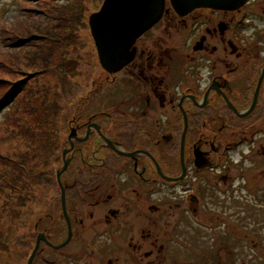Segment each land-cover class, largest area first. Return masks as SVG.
I'll return each instance as SVG.
<instances>
[{
  "label": "flooded vegetation",
  "instance_id": "1",
  "mask_svg": "<svg viewBox=\"0 0 264 264\" xmlns=\"http://www.w3.org/2000/svg\"><path fill=\"white\" fill-rule=\"evenodd\" d=\"M131 50L119 71L95 68L61 114L67 214L58 184L61 228L56 235L50 223L48 241L62 244L69 224L72 237L48 244V264L174 261L186 221L227 227L225 199L258 188L251 155L264 160V0L186 15L165 0ZM58 252L69 258L58 262Z\"/></svg>",
  "mask_w": 264,
  "mask_h": 264
},
{
  "label": "rangeland",
  "instance_id": "2",
  "mask_svg": "<svg viewBox=\"0 0 264 264\" xmlns=\"http://www.w3.org/2000/svg\"><path fill=\"white\" fill-rule=\"evenodd\" d=\"M19 2L20 0H0V78L8 82L7 88L18 83L24 87L14 108L17 115L10 122L13 126L10 127L8 123V130L3 121L6 112L4 115L0 114V152L11 156L10 154L17 149L25 152L26 149L32 148V153L35 149H41L43 153L32 163V170L24 174L23 182H29L32 186L37 185L41 177L43 179L44 173H48V166L54 169L60 160L57 157L61 151L60 95L67 97L69 93L70 99L73 100L79 92V83L88 87L86 81L91 82L94 78L93 73L97 74V71H92L93 68H91L96 66L97 54L94 52L95 47L90 36L88 20L90 14L101 9L104 0L25 1V8H30L26 12H23V5ZM26 36L30 39L27 46L10 47L12 38ZM70 36L73 39L72 45L66 41ZM73 49L77 51L75 55L78 60L75 65H80L82 77L74 78L73 84V76H70L71 85L65 87L62 83L63 78L57 75V68L60 66L61 59L67 61L72 58L63 52L73 51ZM86 91L87 89L84 88L83 92L86 93ZM86 102L84 106L88 105ZM76 104L77 101H74L73 107ZM50 106L52 109L48 113ZM10 116L11 113L7 116L8 119ZM48 116L51 124L56 125L60 131L58 135H53L51 140L56 146L59 144L53 159L58 158L55 162H48ZM35 124L40 125L41 128H35ZM235 157L238 158L237 155ZM251 158H257L260 161V167H256L251 173L254 178L251 179V183L258 187L255 189L257 191L254 190L250 194L245 190L243 193L238 192L235 198L228 196L225 199L229 216L228 222L226 221L227 227L223 226L217 230L197 228L186 221L178 233L181 245L177 247L176 259L174 261L171 259L164 264H264V193L259 191L264 188V165L262 164L264 160L259 154H253ZM13 167L11 163H8L3 168L12 172ZM11 174L9 182L17 179L14 172ZM259 174L262 176H258ZM9 182L6 185L8 188L6 192L12 189ZM16 185L18 186V183ZM49 190H51L49 186L38 185L36 189H32L26 203L17 208L20 211L33 213L32 219L24 227L11 222L7 213L0 214L1 233H4L6 237L11 235L5 240L0 238V264H27L38 234L45 232L44 228L51 225L47 218L50 211ZM209 212L210 210L207 214ZM40 220L42 223L39 229L33 230V226L38 228L37 222ZM12 224L17 226L16 229ZM13 231L18 238L24 236L23 246H19L13 240ZM214 233L217 236H213ZM8 239L10 244L5 250L2 248L3 240L8 242ZM42 245L43 243L40 247ZM73 245H68L62 251H68L70 248L69 251H73ZM79 250L80 247H78ZM61 255L62 253L58 252L53 254V258L58 262L69 258V256L61 258ZM37 264H48V249L41 253V259Z\"/></svg>",
  "mask_w": 264,
  "mask_h": 264
},
{
  "label": "trees",
  "instance_id": "3",
  "mask_svg": "<svg viewBox=\"0 0 264 264\" xmlns=\"http://www.w3.org/2000/svg\"><path fill=\"white\" fill-rule=\"evenodd\" d=\"M25 1L26 2H35L36 0H20L19 3L21 5H23L22 6L23 12H26L27 9H30V8H25V6H26ZM38 1H41V0H38ZM61 12L63 14H65L64 11H61ZM88 26H89V24H88ZM89 30H90V28H89ZM90 36L92 38L91 33H90ZM92 40H93V38H92ZM29 41H30V39L27 36L26 37L12 38L10 41V47H13V45H15V46L18 45L17 47H25L28 45ZM66 41L68 42L69 45H72V43H73V39L71 38V36ZM69 41H71V43H69ZM8 42H9V40H8ZM17 42H19V43H17ZM92 43H94V41ZM76 52L77 51L74 49H73V51L72 50L71 51L65 50L63 53L70 55L72 58H69L67 61L66 60L62 61V59H61L59 62L60 66L57 68L58 69L57 75H59L60 77L63 78L62 83L65 84V87H68L71 85V80H69L70 76H73V78H72L73 84H74V78H76L77 76L82 77V75L80 74V69H79L80 65H75L76 60H78L76 55H75ZM94 52H96V48H94ZM99 65H100V63H99L98 58H97L96 66L91 67V68H93L92 71L95 68H99ZM7 85H8V82L6 80L0 78V114L4 115V113L6 112L5 118L3 121H5L4 124L6 125V129L8 130V128H7L8 123L13 121L12 118L17 115V114H15L14 108L17 105L19 94L23 91L24 87L20 83L15 84V85H10L8 88H7ZM62 89H64V88H62ZM60 96H61L60 97L61 111L63 112L64 110L67 109L66 104L70 103L72 100L69 97V93L67 95L68 98L62 97V95H60ZM51 109H52V106L48 107V113H50ZM10 113H11V116L8 119L7 116ZM60 119L62 120V116H60ZM48 122H49L48 123V162H55L56 160H58V158H60L59 163L55 166L54 169H52V166H50V168L48 166V173H44L43 179L41 177L40 180L37 182V185L31 186V184L29 182H23L25 180L24 174L26 172L32 170V168H31V167H33L32 163L38 157H40L41 154L43 153L41 151V149L40 148L35 149L33 151V153H32V148L26 149L27 151H25V152H20L19 149H17V150H14L10 154L11 156H8L5 153L3 154L2 152H0V163H1L0 164V167H1V171H0V180H1L0 181V201L2 202V203H0V214L1 213H7L8 216H10L9 217L10 221L18 224L20 227H24V226L28 225V222H30V220L33 217V213L27 212L24 210L20 211V210H17V208L20 206H23L26 203L28 195H31V193H32V189H36L38 185L49 186V187H51V190L48 191V201H51L52 205H50V207H49L50 211H48V212L52 213L54 216L53 222L50 221V223L52 224V226L55 227L53 232L56 235H59V233H60L59 228H61L60 227V213H59L60 189L58 186L56 173H57V171L61 165V151H60V155L57 156L58 158L53 160L54 156L56 155V152L58 150L59 144H57V146H56L55 142H52L51 140H53V135H55V134L58 135L59 132L61 131V129L59 131V129L56 125L51 124L49 116H48ZM11 126H13V125H11V123H10V127ZM34 127L35 128H41L40 125H38V124H35ZM12 132H14V131H12ZM8 163H11L14 166L11 171L14 172L15 175L17 176V179H14L11 182H9V180L12 177V174H11L12 172H10L8 169L3 168ZM1 165H3V167ZM47 176H48V179H47ZM53 178H55V181H53ZM8 182L10 183L9 186L12 188L10 192H6V190L8 189L6 187V185H8L7 184ZM16 183H18V186L16 185ZM26 185H27V188H26ZM12 197H14V198L12 200L8 201V199H10ZM9 213H11V214H9ZM47 218H48V216H47ZM37 223H38V228L36 229L33 226V230L39 229V226L42 223V220L38 221ZM34 224H36V222ZM13 227H14V229H16L17 226L13 225ZM44 229L45 230H43V231H45L44 233H46V235L48 237V228H44ZM14 231H13V235L15 234ZM7 236L10 237L11 235H7ZM8 237H6L4 235V233H1V231H0V238L1 239L5 240V238H8ZM23 239H24V236H21V238H18L15 235L13 236V240H15L16 244H18L19 246H23L25 244ZM4 240H3L2 248L7 250L10 242H9V239H8V242L4 241ZM45 249H48V246L43 243L42 247H40V249H39V251L35 257L33 264H37L38 260L41 259V253ZM44 261L46 262V260H44Z\"/></svg>",
  "mask_w": 264,
  "mask_h": 264
},
{
  "label": "water",
  "instance_id": "4",
  "mask_svg": "<svg viewBox=\"0 0 264 264\" xmlns=\"http://www.w3.org/2000/svg\"><path fill=\"white\" fill-rule=\"evenodd\" d=\"M245 2L246 0H170L174 10L181 15H186L197 8L237 9ZM164 8L165 0H104L101 9L89 16L91 35L102 67L113 72L127 65L134 56V51L131 50L133 43L160 20ZM257 95L258 92L246 114L255 107ZM68 164L69 161H65V165L57 171L65 214H67L65 188L61 176ZM71 237L70 224L68 238L60 245L51 244L44 232L39 233L27 264L34 263L41 243L59 249L65 246Z\"/></svg>",
  "mask_w": 264,
  "mask_h": 264
}]
</instances>
